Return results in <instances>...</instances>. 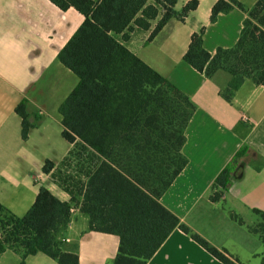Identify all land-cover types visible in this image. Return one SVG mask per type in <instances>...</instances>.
<instances>
[{
  "label": "trees",
  "instance_id": "1",
  "mask_svg": "<svg viewBox=\"0 0 264 264\" xmlns=\"http://www.w3.org/2000/svg\"><path fill=\"white\" fill-rule=\"evenodd\" d=\"M48 1L62 12L73 9L84 18L57 57L77 78L58 107L61 137L70 148L61 162L46 160L42 167V173L70 200L61 201L40 186L22 217L0 204V256L10 251L19 256L18 264H25L28 257L41 253L57 264H79L77 246L67 250L64 238L77 211L87 216V231L118 237L111 264H147L176 229L221 264H239L227 252L191 234L160 203L188 164L182 149L196 108L116 39L122 35L127 40L133 29L149 30L160 16L149 37L152 41L171 19L184 22L196 11L198 1L187 2L180 13L175 11L178 0ZM235 8L246 18L234 46L210 54L204 48L205 27H201L190 36L182 57L207 79L219 71L227 73L231 79L221 92L227 102L245 80L264 87V0L248 9L236 0H217L210 23ZM15 113L21 122V139L26 141L35 128L26 100L16 106ZM233 169L225 168L213 189L226 188ZM220 194L214 192L212 199ZM253 212L260 223L250 230L264 246V212Z\"/></svg>",
  "mask_w": 264,
  "mask_h": 264
},
{
  "label": "crops",
  "instance_id": "2",
  "mask_svg": "<svg viewBox=\"0 0 264 264\" xmlns=\"http://www.w3.org/2000/svg\"><path fill=\"white\" fill-rule=\"evenodd\" d=\"M189 1L192 0H178L175 11L180 13ZM197 1L198 8L184 22L171 19L152 41L146 38L160 16L149 30L133 29L127 40H123L122 35L116 39L182 91L196 108L182 149L188 164L162 195L160 203L186 225L191 234L211 240L203 234L208 230L216 239L210 243L239 264H261L264 246L259 235L250 230L260 219L247 223L246 217L256 215L254 210L264 212V87L245 80L231 102H227L221 96L231 79L227 73L219 71L212 79H207L182 60L186 66H181V74L175 77L159 69L160 59L153 56L154 52H148L149 45L164 31H170L169 39L173 38V44L163 48L165 57L161 61L172 66L173 61L178 62L183 57L190 36L201 27H205L204 48L210 54L217 48L234 46L246 14L235 8L210 23L211 8L217 0ZM236 1L248 9L258 0ZM83 20L75 10L62 12L48 0H0V204L18 217L24 216L32 206L40 186H45L61 201L70 200L68 194L42 173L47 159H38L31 140L37 134L42 136L39 132V126L45 121L42 117L48 115L49 109L58 113V107L77 84V78L57 57ZM178 49L180 53L174 56L172 52ZM46 79L50 85L45 83ZM22 100L27 101V111L35 125L26 141L21 139V122L15 113ZM36 105L37 109L32 111L31 106ZM52 120L59 122L55 117ZM64 157L56 158L57 162ZM229 164L234 169L228 186L213 189L216 178ZM216 191L221 196L213 200ZM224 207L227 209L223 217L240 227L238 235H229L226 228L206 219V211ZM80 219L83 228L77 227ZM87 228V216L73 212L64 235L65 248L71 250L73 245L77 246L79 264H111L118 251V237L89 232ZM253 241L257 247L253 246ZM7 253L12 252L3 253L0 264L5 257L13 264L20 262L18 255L7 256ZM25 264L57 263L38 253L28 257ZM147 264L221 263L190 236L176 229Z\"/></svg>",
  "mask_w": 264,
  "mask_h": 264
},
{
  "label": "rangeland",
  "instance_id": "3",
  "mask_svg": "<svg viewBox=\"0 0 264 264\" xmlns=\"http://www.w3.org/2000/svg\"><path fill=\"white\" fill-rule=\"evenodd\" d=\"M151 34V33H150ZM150 34L147 36L146 41L149 40ZM169 35H170V31H164L157 39L156 41L152 44L149 45L148 47L150 48V51L148 52H154L153 56L160 59L158 60V64H160L159 69H161L162 71H164L165 73H172L173 76H177L179 77V75L181 74V66H186L184 65V63H182V58H179L178 62L173 61L172 62V66H170L169 64H166L165 62L163 63L161 61V59L164 56L163 52V48L166 46H170L172 43L173 38L169 39ZM175 43V42H174ZM177 48V47H176ZM154 50V51H151ZM171 51V50H170ZM181 50L178 49V51L176 52L174 50L173 55L176 56L177 54L180 53ZM146 52V51H145ZM49 79L45 80V83L50 85V82H48ZM38 104V103H37ZM29 108V107H28ZM31 109L33 111V109H37V105L36 106H31ZM53 110H48V115L45 114L42 117V120L44 121V125L39 126V132L42 133V136H39L38 134L36 135V137H34L32 141V146L31 148H35L37 150V154H38V159H43L44 161L50 160L54 163H59L57 162L56 158L58 157H64L66 155V152L68 150V144L67 142L61 137V124H60V115L59 113L56 112H52ZM55 117L59 120V122H55L52 120V118ZM222 134V132H220ZM233 168V166L231 164L226 166V169ZM227 208H223L219 209L217 211H211L208 210L205 212V217L206 219H209L211 222H214L218 225H220V227L222 229L226 228V230L228 231L229 235H238V229L240 228L237 224H232L229 222V220L225 219L223 217L224 214V210H226ZM81 221L78 222L77 227L78 228H83L84 227V223L83 220L80 219ZM251 220H257L259 221V217L256 215H251V218L246 217V221L247 223H249ZM249 221V222H248ZM242 230H245V228ZM66 233V232H65ZM64 233V235H65ZM204 235H206L209 239L211 240H207L205 239L209 244L210 241L212 240H216L213 236L210 235V232L208 230H204L203 232ZM252 238H254V240H257L256 236H252ZM260 244V243H259ZM212 245V244H211ZM213 246V245H212ZM253 246L257 247L256 242L253 241ZM214 247V246H213ZM261 250H264V248ZM7 256H14L13 253H7ZM1 264H13V262H11L10 259H8L7 257L2 258L1 259Z\"/></svg>",
  "mask_w": 264,
  "mask_h": 264
}]
</instances>
